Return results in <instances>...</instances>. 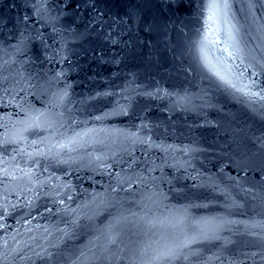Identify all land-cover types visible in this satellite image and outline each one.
Returning <instances> with one entry per match:
<instances>
[{
	"label": "water",
	"instance_id": "water-1",
	"mask_svg": "<svg viewBox=\"0 0 264 264\" xmlns=\"http://www.w3.org/2000/svg\"><path fill=\"white\" fill-rule=\"evenodd\" d=\"M0 264H264V0H0Z\"/></svg>",
	"mask_w": 264,
	"mask_h": 264
}]
</instances>
